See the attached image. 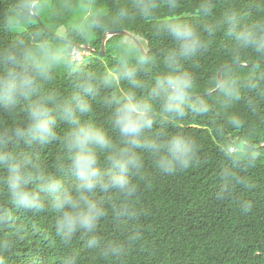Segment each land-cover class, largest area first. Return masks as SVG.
Returning <instances> with one entry per match:
<instances>
[{
  "label": "clouds",
  "instance_id": "obj_1",
  "mask_svg": "<svg viewBox=\"0 0 264 264\" xmlns=\"http://www.w3.org/2000/svg\"><path fill=\"white\" fill-rule=\"evenodd\" d=\"M183 6L8 3L0 30L15 38L0 42V264H17L20 245L37 230L32 219L49 213L55 264H127L133 254L152 255L142 192L156 177L202 160L198 138L179 122L206 117L221 133L242 125L240 106L264 102V0H197L187 14ZM44 14L55 20L48 28L36 23ZM137 22L149 26L148 47L127 30ZM111 31L122 35L105 63L91 43ZM221 42L228 56L198 91L196 70ZM49 146L56 152L46 163ZM228 160L215 198L248 212L250 161Z\"/></svg>",
  "mask_w": 264,
  "mask_h": 264
},
{
  "label": "trees",
  "instance_id": "obj_2",
  "mask_svg": "<svg viewBox=\"0 0 264 264\" xmlns=\"http://www.w3.org/2000/svg\"><path fill=\"white\" fill-rule=\"evenodd\" d=\"M11 0H0V17ZM56 3L57 0H49ZM197 0H184L182 14L190 13ZM247 2V0H240ZM36 23L45 28L55 20L47 14ZM142 39L145 47L153 43L147 36L149 26L137 22L127 29ZM103 34L91 43L96 50L93 55L105 63L111 55L110 45L121 38L115 34L106 41L105 54L102 48ZM15 37L0 30V42ZM166 42L161 41L163 46ZM228 56L224 44L214 46L201 60L196 70L199 81L198 91L211 78L217 65ZM59 86L65 87L63 81ZM243 123L221 133L213 129L206 117H191L179 122L180 129L198 138L202 145L201 163L190 170L171 176H158L153 186L142 192V206L146 215L141 220L146 238L154 249L152 255L133 254L127 264H264V102L254 109L240 106ZM103 120L104 114L98 113ZM175 126H173L174 129ZM56 152L55 146L45 150L43 159L51 163ZM241 162L250 161L247 176L253 187L246 193L252 201V208L242 212L232 200L220 201L215 198L218 174L228 157ZM36 225L33 237L20 245L17 264H55L58 248L53 246L50 231L52 215L33 218ZM105 235L111 236L110 223H104ZM84 264H99L85 260Z\"/></svg>",
  "mask_w": 264,
  "mask_h": 264
},
{
  "label": "water",
  "instance_id": "obj_3",
  "mask_svg": "<svg viewBox=\"0 0 264 264\" xmlns=\"http://www.w3.org/2000/svg\"><path fill=\"white\" fill-rule=\"evenodd\" d=\"M39 22H40L42 25H44V23H43V21L41 20V18H40ZM115 34H121V32H119V31H111V32H109L107 35L103 34V38H102V48H101V50H100V52H101L102 54H105V50H106V41H107V39H108L109 37L115 35ZM91 47H92V46H91ZM92 48H93V47H92Z\"/></svg>",
  "mask_w": 264,
  "mask_h": 264
}]
</instances>
